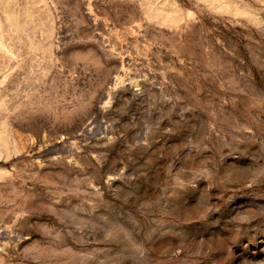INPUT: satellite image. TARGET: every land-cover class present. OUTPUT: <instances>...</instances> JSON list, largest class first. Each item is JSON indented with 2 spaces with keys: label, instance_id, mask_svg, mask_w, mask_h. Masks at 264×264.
Returning <instances> with one entry per match:
<instances>
[{
  "label": "rangeland",
  "instance_id": "374dc122",
  "mask_svg": "<svg viewBox=\"0 0 264 264\" xmlns=\"http://www.w3.org/2000/svg\"><path fill=\"white\" fill-rule=\"evenodd\" d=\"M0 264H264V0H0Z\"/></svg>",
  "mask_w": 264,
  "mask_h": 264
}]
</instances>
